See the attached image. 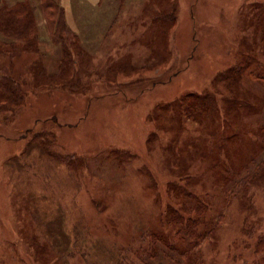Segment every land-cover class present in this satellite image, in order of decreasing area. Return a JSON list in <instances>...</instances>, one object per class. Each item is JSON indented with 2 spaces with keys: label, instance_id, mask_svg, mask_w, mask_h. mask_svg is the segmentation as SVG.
<instances>
[{
  "label": "rangeland",
  "instance_id": "1",
  "mask_svg": "<svg viewBox=\"0 0 264 264\" xmlns=\"http://www.w3.org/2000/svg\"><path fill=\"white\" fill-rule=\"evenodd\" d=\"M24 1L35 10L30 22L28 10H12ZM58 1L73 33L65 39L74 66L53 40L40 0H0V11L9 7L15 20L29 22L21 35L6 34L0 22V74L26 90L20 100L0 97V264H116L126 246L138 264H175L139 250L140 237L168 220L164 181L188 177L200 194L203 185L218 198V217L224 184L211 166L261 145L264 0ZM240 101L238 110L228 105ZM172 102L178 107L168 113ZM188 104L201 114L215 105L223 120L220 134L211 125L218 144L201 151L207 162L189 159L190 142L208 134L200 120L183 122L194 114ZM53 117L59 125H44ZM236 132L242 140L230 146L227 135ZM171 189L172 201L181 202ZM255 206L258 215L230 204L202 246L206 264H242L233 255L248 240L247 222L264 226V190ZM241 252L253 264L252 252Z\"/></svg>",
  "mask_w": 264,
  "mask_h": 264
},
{
  "label": "trees",
  "instance_id": "2",
  "mask_svg": "<svg viewBox=\"0 0 264 264\" xmlns=\"http://www.w3.org/2000/svg\"><path fill=\"white\" fill-rule=\"evenodd\" d=\"M19 4L20 7L18 6V4H16L15 6L17 8L13 6L12 10H18L19 8L28 10L26 17L30 22V15L35 10L31 7L30 2L28 1H24L23 3ZM40 5L45 17L46 25L51 29L53 33V40L57 44L62 45L65 53L68 55L66 56V59H70L72 65L74 66L76 60L74 58V62L72 61V52L70 51L69 47L70 45L65 39V36L69 37L73 35L72 31L69 29L70 27L65 21V9L61 7L58 0H40ZM12 10L8 7L6 8V12L0 11V22L4 26L2 28H4L6 34H8V31L11 32V30L9 29H12L16 31V33L21 35V33H23L21 30L25 28V26H27L29 22H19L15 20L14 18L16 17L15 14L12 13L14 12ZM55 28H59L60 31H56ZM61 69V75L63 74L66 78L70 69H68V67H64ZM230 70L227 73H229ZM233 70L240 73L242 71V66L235 65L233 67ZM13 76L0 74V97L2 96L3 98L8 99H19L22 97L21 91H26L25 89L21 90L20 88H18L20 86L19 82ZM57 76L58 75L55 74L53 76V79L58 78ZM176 76L177 73L173 76V78ZM62 77L63 76H61V78ZM249 96L250 94L248 93H244L243 95L241 93L240 99L244 97L246 99V97ZM212 99V97L206 96L204 101L208 105H210L213 101ZM241 102L243 101H240V103L231 102L228 103V105L231 109L233 108V110H238L240 109L239 107L242 108ZM188 106L189 107L187 108L191 107L189 112L194 114L190 118H182L183 122L193 123L195 119L197 120V122L200 120V122H202L200 127H203V129L201 130L207 131L208 134L204 135V137L203 135H200L202 137L199 138V142L195 140L190 142L192 143L193 151L189 152V159L191 158V160L193 161H198V159H200L202 162H207L209 158H207L205 155L202 156V154L204 153H202L201 151H203V149L208 145L211 146V144H218V140L215 139L214 134L216 133V131H212L211 125H218L217 131L220 134L221 125L223 124V120L219 118L220 111L218 114L217 107L215 105H212V109L209 114H201L199 107L190 104H188ZM177 107V104L172 102L168 106H166L165 111H168V113H172L170 108H172L173 112H175ZM49 123L55 126L59 125L57 118L54 117L48 119L47 121H44V125H48ZM255 132L254 133L255 135H257L258 140L260 139L261 145H258L257 142H252V146L254 148L255 146H257L260 150H264V124L257 126ZM207 136L211 137L206 138ZM241 137L242 133L239 134L236 132L235 134H228L226 139L230 146H235L236 142L239 141V139L242 140ZM257 147L255 148V152L251 154L244 152V147L241 148V153L237 152L232 154L234 157L232 156V158L230 159V165L225 164L224 161L219 160L215 161V164L211 166V173H214L218 177V180H220L222 184H224L223 190L221 192L223 194V198L225 199L226 206H222L220 208L218 217H216L214 214L215 200H217L218 198L216 199L215 196L208 194L203 185L202 187L204 190L201 189L202 194H200L196 192V184L193 186V183L188 179V177L182 178L178 175L176 177H171V180L168 182L164 181L166 191L163 193V197L166 198L167 203L165 204V208L162 210L161 214H163L165 211L168 215V220L165 222V224L163 223L161 225L160 229H152L156 231H150L148 234L146 233L142 235V237H140L141 245L139 246L140 248L138 247L139 250L141 252L153 253L150 256V259H171L175 264H183V261H189L190 264H206L202 254V246L209 239L213 238L216 230L221 227L225 220V215L228 211V208L232 202L236 201V204L238 206H241V208L239 207L240 212L247 213L248 211L250 215H258V210L255 206V195L256 191L264 190V156L257 152ZM195 154L197 155V157H195ZM177 160L182 161V163L184 162V159L180 157V153L178 154ZM158 177L152 175L153 183H155L156 185H158L159 183V181L157 180ZM169 183H171V185ZM172 186H174L175 188H173ZM170 189L173 193H176L178 191L180 192L181 197L178 196V199H180L181 202L175 203L174 201H172L169 193ZM250 215L249 217H247V221L250 218ZM246 225L248 228L243 230V236L245 238H248V240H243L242 244L244 247L241 249V251L252 252L255 257L253 259V264H264V226H260L257 221L251 223L250 226H248L247 222ZM166 227L172 230L171 234L164 233ZM148 240H150L149 248H147L146 245H143ZM172 240L176 243L171 245L170 241ZM188 242L190 243V245L188 244ZM157 243L161 244V246L163 245L170 251L164 250L163 248L160 250V248L155 245ZM169 244L170 246H168ZM238 247L240 248L241 245L239 246L237 244L236 248L238 249ZM120 250L121 251L116 264H138V258L137 260H132L128 257L129 255H127L128 252L134 250V247L126 246L120 248ZM241 251L238 250V252L234 253L233 256L235 257H233V261H235L236 263H240L241 261L242 264H252L250 261L251 257ZM171 253H175V256H173ZM161 263L164 264V262L162 261Z\"/></svg>",
  "mask_w": 264,
  "mask_h": 264
}]
</instances>
